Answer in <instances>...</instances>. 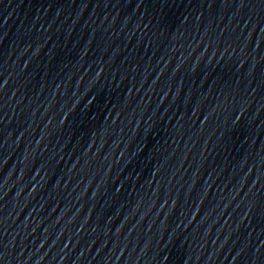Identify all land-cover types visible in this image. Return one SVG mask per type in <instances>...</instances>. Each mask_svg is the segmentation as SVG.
Segmentation results:
<instances>
[{
	"label": "water",
	"instance_id": "95a60500",
	"mask_svg": "<svg viewBox=\"0 0 264 264\" xmlns=\"http://www.w3.org/2000/svg\"><path fill=\"white\" fill-rule=\"evenodd\" d=\"M144 141L264 234V0H15Z\"/></svg>",
	"mask_w": 264,
	"mask_h": 264
}]
</instances>
